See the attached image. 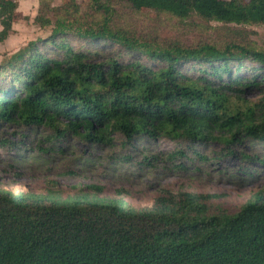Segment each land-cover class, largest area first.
Returning a JSON list of instances; mask_svg holds the SVG:
<instances>
[{
  "label": "trees",
  "instance_id": "1",
  "mask_svg": "<svg viewBox=\"0 0 264 264\" xmlns=\"http://www.w3.org/2000/svg\"><path fill=\"white\" fill-rule=\"evenodd\" d=\"M82 1L38 0L34 23L50 33L0 63V129L35 136L43 156H63L73 141L119 149L108 168L184 173L239 158L245 169L234 174L254 176L264 151L239 149L264 146V47L239 31L220 44H171L140 35L135 19L264 25V0ZM17 7L0 0V44ZM26 138L0 144L24 151ZM158 141L175 148L150 153ZM213 144L222 151L205 155ZM208 198L167 193L136 209L84 191L0 190V264H264V189L235 214L211 212Z\"/></svg>",
  "mask_w": 264,
  "mask_h": 264
},
{
  "label": "rangeland",
  "instance_id": "2",
  "mask_svg": "<svg viewBox=\"0 0 264 264\" xmlns=\"http://www.w3.org/2000/svg\"><path fill=\"white\" fill-rule=\"evenodd\" d=\"M17 3L13 16L12 29L7 39L0 44V63L22 50L29 42L46 37L49 28L41 29L34 23L38 0H12ZM71 0H52V6H59ZM84 6L82 0H73ZM140 35L157 32L171 44L195 46L199 43L220 44L231 40L230 33L239 31L248 40L264 47V25L247 26L201 23L196 18L178 22L169 17H156L153 14L136 17ZM108 47L105 51L111 50ZM251 95L250 100L258 99ZM27 136L24 146L15 153L0 144V190L11 193L45 194L56 191L62 196L80 191L91 192L108 199H122L129 206L141 209L152 206L154 200L167 193L188 192L208 196L207 205L211 212L223 211L235 214L239 208L259 189H264V164L252 165L256 174L249 177L244 173L234 174L235 169H245L239 158H220L214 164H200L196 161L186 172L180 173L164 169L161 165L144 169L112 167L110 155L121 154L119 149H91L81 143L71 141L67 153L43 156L38 147V139L26 131L15 128L0 129V139L17 143L20 137ZM41 136V132L39 134ZM174 143L158 141L149 147L150 153L172 151ZM264 146L244 143L239 151L254 154ZM222 146L213 144L204 150L205 155L219 153ZM19 152V153H18ZM19 154V155H17ZM32 155V156H29ZM24 157L25 162H22ZM141 158L132 161L140 163ZM130 165V164H129ZM135 167V166H134ZM197 168V169H196ZM73 171L74 174H70Z\"/></svg>",
  "mask_w": 264,
  "mask_h": 264
}]
</instances>
